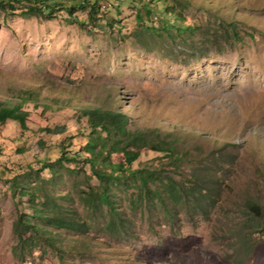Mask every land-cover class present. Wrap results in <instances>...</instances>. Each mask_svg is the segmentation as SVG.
<instances>
[{
    "label": "rangeland",
    "instance_id": "374dc122",
    "mask_svg": "<svg viewBox=\"0 0 264 264\" xmlns=\"http://www.w3.org/2000/svg\"><path fill=\"white\" fill-rule=\"evenodd\" d=\"M83 1L66 0L73 14L61 9L52 19L0 8V101L39 93L23 106L25 127L0 124V264H264V0H160L151 15L137 13L136 0H102L93 19ZM87 108L116 110L128 129L175 140L186 151L178 168L147 148L131 167L162 165L166 179L188 185L200 176L217 202L195 190L169 199L167 213L122 178L112 200L123 224L109 227L107 206L81 196L98 185L87 154L56 164V177L38 172L39 160L82 150ZM15 172L38 205L81 226L32 215L28 196L11 194ZM19 212L55 243L30 232L20 241Z\"/></svg>",
    "mask_w": 264,
    "mask_h": 264
},
{
    "label": "trees",
    "instance_id": "16d2710c",
    "mask_svg": "<svg viewBox=\"0 0 264 264\" xmlns=\"http://www.w3.org/2000/svg\"><path fill=\"white\" fill-rule=\"evenodd\" d=\"M120 1L123 0H117L116 3ZM136 1L141 4V8H138L137 13H140L141 9H144L146 14L151 15L153 12H157L158 8L156 4L160 0H155V2H146L144 0ZM100 2L102 0H85V2H81L82 5L89 7L88 13L91 19L98 14ZM19 5L22 6L18 7ZM167 7L169 9V4H164V9ZM0 8L7 11L6 13L10 15L16 14V11L20 8V12L18 13L20 16L28 17L37 15L49 19L55 18L61 9H67L70 15L75 11L71 5L68 6L66 4V0H0ZM170 11L177 13L172 8ZM137 19H141L140 14H137ZM162 27L168 29V26L163 25ZM174 27L176 30L181 31L180 24H174ZM183 27L186 28L187 26ZM38 96L39 93L37 92L24 90L21 96L16 98L17 102L0 101V124L11 120L25 127L29 112L24 110L23 106H25L26 102H30L31 99H39ZM86 110L92 129L91 136H89L83 145L82 150L74 154L68 153L69 156L62 153L55 161H48V159L39 160L38 172L41 173L47 169L51 177H56L58 172V166L56 164L63 166V161H75L78 160L77 158L83 157L80 153L87 154L85 157L90 165L92 175L98 181V185L90 186L87 190L80 191L82 193L81 196L95 208H100L103 205L107 206L110 215L109 227L122 226L123 224L122 216L119 214L112 200V185L120 182L122 178H130L135 181L138 186V193H143L145 195L144 197L152 202L157 200L167 213H170L169 199L174 198L176 195H193L195 190L202 194L205 193L207 195L206 197L208 199L210 198L212 203L217 202L216 198H213L211 194L213 189L209 185L205 189L203 188L204 180L200 176L193 175L195 176V182L192 185H188L181 181L175 182V178L171 176L166 179L162 165L145 163L141 167H131L132 163L139 157L140 149L147 148L166 157L167 163L171 167L178 168L177 162L185 158L183 155L186 151L178 149L175 140H171L168 137L162 136L158 131L150 129L135 131L128 129L126 127V119L116 110L105 109L103 111L98 108H87ZM114 153L121 154L123 159L121 161L113 160L111 155ZM6 170L8 171V169ZM18 175V172H15L9 178L11 194L13 196L16 193L20 196H28L32 215L38 219L48 218V221L62 228L78 229L81 226L77 219L75 220L59 213L53 204L51 206L38 205L36 203L37 197L34 188L29 182L25 183L21 181ZM24 187L28 188V190ZM248 208L255 214H259L262 210L260 205L255 201H250ZM13 229L20 241L25 240L23 234L26 232H30L35 238H43L50 244L55 243V240H57V237L53 235L51 230L31 223L25 218V214L20 212L13 223ZM67 244L71 245L69 242Z\"/></svg>",
    "mask_w": 264,
    "mask_h": 264
}]
</instances>
